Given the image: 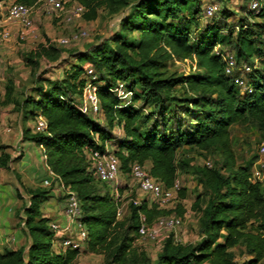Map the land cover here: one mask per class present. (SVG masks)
Returning a JSON list of instances; mask_svg holds the SVG:
<instances>
[{
  "label": "trees",
  "instance_id": "trees-1",
  "mask_svg": "<svg viewBox=\"0 0 264 264\" xmlns=\"http://www.w3.org/2000/svg\"><path fill=\"white\" fill-rule=\"evenodd\" d=\"M14 1L28 6L39 2ZM77 1L86 8L84 16L89 20L97 18L101 7L112 13L128 8L119 32L78 55L80 61L89 60L98 75V97L107 125L75 102L86 84L87 67L82 63L72 64L63 78L49 79L47 85L37 79V96L23 102L13 99L15 82L8 80L6 102L17 103L25 118L45 117L47 128H26L24 139L43 147L54 182L76 194L89 232L87 249L104 253V264H264V186L250 180L253 161L237 162L231 136L234 125L245 123L264 133V65L255 64L257 59L264 63V10L248 9L237 24H229L232 14L224 7L222 19L201 26V0ZM228 47L240 62L253 66L248 74L251 93L243 92L225 72L223 54ZM60 51L40 43L24 59L37 66L42 57L56 58ZM188 58L195 60V71L176 74L167 69L169 60ZM118 82L131 92L129 100L114 92ZM116 127L121 136L113 133ZM106 143L120 159L121 174L131 175L136 162L149 164L150 174L165 187H172L179 169L190 165L189 159L178 160L185 146L217 156L211 166L192 165L205 195L193 205L201 212L198 242L178 243L170 234L155 259L133 248L141 215L151 224L162 215L183 218L186 211L181 202L176 209H163L146 197L138 204L132 200L128 215L119 219L117 199L109 191L102 193L96 183L108 182L88 169L86 149L104 150ZM0 164L6 165L1 159ZM26 191L30 199L22 220L29 247L0 251V264H74L79 249L58 252L53 247L54 231L42 209L50 191L41 187ZM179 196L185 197L182 188ZM236 247L248 255L240 263L235 261Z\"/></svg>",
  "mask_w": 264,
  "mask_h": 264
},
{
  "label": "rangeland",
  "instance_id": "rangeland-1",
  "mask_svg": "<svg viewBox=\"0 0 264 264\" xmlns=\"http://www.w3.org/2000/svg\"><path fill=\"white\" fill-rule=\"evenodd\" d=\"M250 0H201L202 14L200 15V25H204L208 22L222 19L221 11L226 7L232 14L227 22L229 24H237V20L241 15H247L249 9ZM212 3H216L219 6L218 12L213 17L206 16V7ZM39 8V9H38ZM34 12L35 25L37 28L38 36L31 38L28 41H20L17 38V33L11 41L5 45V51L0 53V112L1 111H12L19 112V105L15 102H6V88L8 80L12 79L15 82V91L13 93V99L18 102H23L29 96H37L35 87L38 85L37 79H41L42 85H47V80H59L63 78L66 71L70 69L72 64L82 63L85 67L91 66L89 60L80 61L79 56L83 52H87L91 49L92 45L99 44L104 40L109 39L120 31L121 19L128 13V8H123L118 12H109L107 9L101 7L98 10V16L96 19L89 20L84 15L79 18L73 24H66L57 18L48 16L40 6ZM86 29L89 35L86 38H82L76 43H72L69 46H60L57 44V39L63 35H69L76 29ZM133 36L139 37V32L135 31ZM45 44L48 48H56L61 50L56 58L42 57L39 60L37 66H31L24 59V54L36 50L39 44ZM227 49L232 50L231 47ZM260 59L255 60L257 67L264 65ZM167 69L172 73L183 74L190 73L197 69L195 60L193 59H173L167 62ZM180 94V93H179ZM131 94L128 96L130 97ZM75 102L78 105L82 104V97L77 96ZM124 100H129L126 98ZM141 103V102H140ZM139 103V104H140ZM151 110V109H149ZM94 117V115H93ZM103 125H107L105 116L100 114L95 116ZM94 117V118H95ZM30 125L35 124L34 119H29ZM113 133L116 136H121L122 132L118 127L113 129ZM232 136V147L235 152L237 162L239 164H246L250 161L256 162L258 158V146L261 140L264 139V133L257 128L253 123L236 124L231 130ZM212 155L201 154L196 149H192L188 146L182 148L179 153L178 160L189 159L190 165L181 167L179 169L178 180L181 183V187L184 190L185 197L180 198L179 193L176 201L172 208L176 209L178 202H181L185 208V214L183 217V224L178 229V234L184 241V243H196L201 238L199 218L201 212L193 207L197 197L203 195V187L199 184L197 174L193 166L204 165L206 161L214 162ZM45 161V156H44ZM193 165V166H192ZM48 170L51 173V169L46 164ZM149 167V164H146ZM40 178H44L46 175V168L43 161H40L39 167ZM54 175L50 174L43 179L42 184L38 187L47 189L50 191V197L43 202V212L46 213V209H54V217L57 222L65 224L66 217L58 215L57 212L64 208L67 203V198L70 188H66L60 183H55ZM52 180V184L46 185L45 180ZM102 193L107 191L117 199L119 207L122 206L124 212L122 216H118L119 219H124L128 215L129 203L133 199L142 200L146 198V195L141 193L137 182L132 178L131 175L121 174L117 183H103L96 181ZM120 187H124V192L120 191ZM37 188V187H36ZM54 192V193H52ZM25 196L24 205L29 204L30 196L26 190L23 191ZM205 196V195H203ZM205 205L202 203V206ZM50 206V209L48 207ZM25 215V214H24ZM64 217V220L62 221ZM24 218V216H23ZM21 217V221L23 219ZM133 241V248L138 252H146L151 259H155L157 254L161 251L162 245L166 238L163 236L160 242H152L146 239H140L138 236ZM236 262H242L247 259L248 255L245 251L239 247L234 248ZM105 254L93 252L87 249V245L82 246L80 255L74 264H104Z\"/></svg>",
  "mask_w": 264,
  "mask_h": 264
},
{
  "label": "built area",
  "instance_id": "built-area-1",
  "mask_svg": "<svg viewBox=\"0 0 264 264\" xmlns=\"http://www.w3.org/2000/svg\"><path fill=\"white\" fill-rule=\"evenodd\" d=\"M44 12L53 18H57L66 24H73L81 18L86 8L77 0H39L33 6H28L14 0H0V53L3 47L13 39L17 33L20 41H28L38 36L35 25L34 12L40 6ZM39 9V8H38ZM219 6L212 3L206 7V16L213 17L218 11ZM249 9L255 13L264 10V0H250ZM16 32V33H15ZM89 32L86 29H76L69 35L60 36L57 44L60 46H69L72 43L86 38ZM225 61V72L232 77L233 82L240 87L243 92L251 93L252 85L248 80V74L253 66L248 61L240 62L234 51H226L223 54ZM86 84L82 94V104L79 107L90 115L102 114L101 104L98 97V75L91 66L87 67L85 74ZM114 92L120 98H129L131 92L126 90L123 82L113 88ZM36 130H45L47 121L42 115L38 116L35 123ZM88 169L99 180L108 183H117L120 170V159L115 154L110 143H106L105 149L97 148L86 149ZM211 166V161L205 162ZM51 174L54 173L51 171ZM131 176L137 182L141 193L145 194L150 202L156 204L159 208L171 209L176 201L180 191L181 183L177 179L172 187H165L163 183L155 179L149 172L145 164L138 162L131 166ZM250 180L253 183H260L264 186V139L258 146V158L253 163ZM46 185L52 184V180L46 179ZM135 204L140 203L139 199H133ZM124 209L118 208V216H122ZM66 217L65 225L57 222H51L50 227L54 231L53 247L56 251H66L68 249H79L88 244L89 232L86 224L81 219L82 209L80 202L73 191H69L67 203L63 211ZM183 224L181 216L162 215L153 223H148L146 217L141 215V225L138 230V238L146 239L152 242H160L163 236L167 237L173 234V238L178 243H184L178 234V229ZM162 242V241H161ZM163 247V243H161ZM162 249V248H161Z\"/></svg>",
  "mask_w": 264,
  "mask_h": 264
},
{
  "label": "crops",
  "instance_id": "crops-1",
  "mask_svg": "<svg viewBox=\"0 0 264 264\" xmlns=\"http://www.w3.org/2000/svg\"><path fill=\"white\" fill-rule=\"evenodd\" d=\"M4 47L1 52L5 51ZM18 111L0 112V145L6 146L0 149V159L6 164H0V251L28 249L30 238L24 221H21L26 206L23 191L40 186L43 179L51 174L44 161L43 147L35 141L24 139V129L31 128L34 131L35 124L30 125L29 118H25L21 110ZM41 160L46 168L44 178H40L39 174ZM59 209L57 216H63V209ZM52 212H55L54 209H46L45 216L54 217ZM51 222L57 221L51 219Z\"/></svg>",
  "mask_w": 264,
  "mask_h": 264
}]
</instances>
